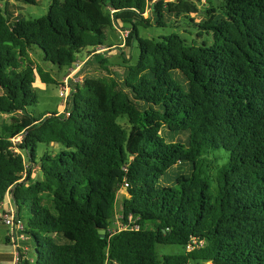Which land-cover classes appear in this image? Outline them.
I'll return each instance as SVG.
<instances>
[{
    "label": "trees",
    "instance_id": "16d2710c",
    "mask_svg": "<svg viewBox=\"0 0 264 264\" xmlns=\"http://www.w3.org/2000/svg\"><path fill=\"white\" fill-rule=\"evenodd\" d=\"M150 2L51 0L37 18L0 4V114L9 116L0 119V205L10 193L26 236L18 242L35 256L19 243L18 264H264V0L207 8L201 43L141 37L138 24L197 12ZM107 27L127 28L138 57L128 64L122 51L123 65L109 70L104 56L107 74L97 76L89 62ZM35 46L60 68L81 63L68 116L30 110L37 78L56 82ZM39 143L52 150L37 159ZM156 244L183 250L159 254Z\"/></svg>",
    "mask_w": 264,
    "mask_h": 264
},
{
    "label": "rangeland",
    "instance_id": "374dc122",
    "mask_svg": "<svg viewBox=\"0 0 264 264\" xmlns=\"http://www.w3.org/2000/svg\"><path fill=\"white\" fill-rule=\"evenodd\" d=\"M174 4L177 3L178 0H170ZM188 5H193L197 8V12H180L178 14H166L165 15V23L163 26H158L156 24H151L149 26H144L142 24L137 25L138 33L141 37L146 38H158L161 36L169 35L171 33H176L180 35L182 38L187 40V43L192 41L196 43H201L203 39L207 38V34L203 33L202 36L198 37V27L197 21H200L205 16V10L207 8L213 7L216 12H220L221 6L225 0H180ZM6 2H11L17 7V13L24 16L25 18H37L44 14H46L48 6L51 0H33V2L25 1V0H0V4L4 5ZM126 18L128 19H138V16L134 12L124 13ZM148 16L147 14H144ZM193 19V21H192ZM105 39L104 45L111 46V50H108L106 53H109L107 57L110 60L111 66H109V70H118V66L123 65L122 59L124 56H121V52L123 51L125 55L129 58L127 63L134 64L138 57V48L136 46L135 41L131 37L130 31L127 28H111L107 27L105 29ZM119 44H122L120 46ZM108 49V47H107ZM105 51V50H104ZM34 60L49 74L52 76L56 82L43 84L39 83V79L35 83L36 91L38 94V102L30 107V110L34 115H38L44 111L50 112H59L61 111L65 105L63 104L62 98L59 96V85L61 80L68 74V69L66 67H58L57 65L52 64L49 61L43 60L42 51L35 46V51L33 52ZM104 52L101 53L100 56L95 57L89 63L91 66H94L93 74L97 76H103L107 74V72L101 68V64L99 62L106 54ZM79 59L86 61L87 52L84 51L78 55ZM119 63V64H118ZM125 64V63H124ZM78 74V73H77ZM81 74V73H80ZM82 76V75H81ZM82 77L74 76V79L71 81L72 84L80 83ZM9 116L0 114V119H8ZM119 122H122V119L119 118ZM60 145H57V148ZM46 150H52V147L39 143L37 146V159L38 157ZM41 175V174H40ZM122 193L124 190L118 192L117 199L118 205L122 199ZM3 212L0 209V244L3 243V234L6 229V225L2 220ZM21 216L23 218L27 217V211L25 208L21 210ZM156 250L159 254H167V253H177L182 251V247L176 244H156ZM28 255L34 259V253L32 250V246L30 245ZM34 264V263H31Z\"/></svg>",
    "mask_w": 264,
    "mask_h": 264
},
{
    "label": "built area",
    "instance_id": "2783aa9c",
    "mask_svg": "<svg viewBox=\"0 0 264 264\" xmlns=\"http://www.w3.org/2000/svg\"><path fill=\"white\" fill-rule=\"evenodd\" d=\"M158 0H151V3H154ZM163 1H170V0H163ZM149 11L146 10L145 14H147ZM81 66V63L77 62L74 63L71 67L68 68V74L61 80L60 84H59V96L62 98L63 100V104L65 105V107L59 111V113H63L65 116L69 115V112L67 110V101L69 100L70 97V92L72 89V85H71V81L74 79V76H78L76 75L77 71L79 70ZM128 184L124 183L123 187H127ZM10 193L7 194V196H9ZM4 205V202L1 203L0 205V209L2 208V206ZM3 215H2V220L4 222V224L10 229V240L12 241V245L14 248V263L18 264V260H19V248L21 247L19 245L18 240H25L26 236L23 233V229H24V224L22 222V220L18 217L16 211L14 208H10L8 210H3ZM120 218H122L121 215H117V221L116 224L119 228H123V227H127V224H123L120 222Z\"/></svg>",
    "mask_w": 264,
    "mask_h": 264
},
{
    "label": "crops",
    "instance_id": "0c3cea01",
    "mask_svg": "<svg viewBox=\"0 0 264 264\" xmlns=\"http://www.w3.org/2000/svg\"><path fill=\"white\" fill-rule=\"evenodd\" d=\"M124 13H129V12H121L118 14L119 17H125V15H123ZM120 46H122V44H119ZM102 52L106 53L104 50L106 49V46L101 47ZM105 57L109 56V53H106L104 55ZM80 77H82L81 75H79ZM10 208H14L15 206L13 204V200L11 197V194L9 196H7L6 200L4 201V205L2 206L1 210H8ZM10 229L8 227H6L4 234H3V243L0 244V264H15L14 263V248L12 245V241L10 240ZM21 246L24 249H27L29 251L30 245L29 243H24L20 242ZM27 258L30 260V256L27 255ZM104 264H108L107 261H105Z\"/></svg>",
    "mask_w": 264,
    "mask_h": 264
},
{
    "label": "water",
    "instance_id": "95a60500",
    "mask_svg": "<svg viewBox=\"0 0 264 264\" xmlns=\"http://www.w3.org/2000/svg\"><path fill=\"white\" fill-rule=\"evenodd\" d=\"M98 233H99V236L101 238H104L105 237V230L104 229H98Z\"/></svg>",
    "mask_w": 264,
    "mask_h": 264
}]
</instances>
